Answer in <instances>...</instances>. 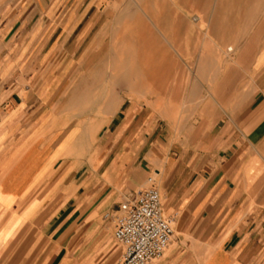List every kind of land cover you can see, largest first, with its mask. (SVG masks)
Masks as SVG:
<instances>
[{
	"label": "crops",
	"instance_id": "0c3cea01",
	"mask_svg": "<svg viewBox=\"0 0 264 264\" xmlns=\"http://www.w3.org/2000/svg\"><path fill=\"white\" fill-rule=\"evenodd\" d=\"M137 71L154 94L133 90ZM115 72L103 109L86 101ZM67 101L92 107L80 162L66 159L78 128H55ZM65 140L0 205V264H115L116 223L100 218L150 176L176 234L156 264H264V0H0V185ZM55 218L53 243L42 227L30 247L28 224Z\"/></svg>",
	"mask_w": 264,
	"mask_h": 264
},
{
	"label": "rangeland",
	"instance_id": "374dc122",
	"mask_svg": "<svg viewBox=\"0 0 264 264\" xmlns=\"http://www.w3.org/2000/svg\"><path fill=\"white\" fill-rule=\"evenodd\" d=\"M69 45H71V44H69ZM132 57H133V55H131V58ZM99 61H103L102 62V64H103L105 62L104 57L102 59L100 58ZM152 73L153 72H148V71H137L135 73H131L132 79H135V81L137 82V80L140 77L142 82H143V85H144L142 87L138 86L136 89H133V90H136L138 92L142 91L144 93H146V92L150 93L151 92L152 94H154L155 85H153V80L151 82L148 81V77H149V75H152ZM121 74H122V72H120V73L115 72V73H109V74L103 73L102 75L100 74L99 77H100V81L102 82L101 88L98 90H95V91H91V89H89L86 92V95H87L86 101H89V102L95 101L97 103H100V108L103 109L104 99L111 92V90L109 89V86H108L109 81L111 79H113V80L119 79ZM72 76H73V73L67 77L66 81H69ZM11 79L12 78L4 79L3 83L7 85L8 83H10ZM89 81H90V79H88V82ZM59 94H60V92L58 91L54 98H57L59 96ZM70 98L71 97H69V100H70ZM66 104H67V106L64 109H58L56 114H54V121L56 123L55 128H61L63 124L67 123V125H66L67 128L63 132V135L67 134V132L69 130H71V128H76V129L78 128V134L76 135L77 139H75L73 141V143L71 145L70 155L67 156L66 159L71 161V162L72 161L73 162H80L81 160L83 161V160L88 159L90 157L89 150L92 146V141L94 139V137L89 136L90 133H92L94 131V129L92 128L91 122H86L84 124V126H85L84 130L81 129V125L83 124V121H84L83 117L84 116L88 117L87 115L92 116V112L91 113L89 112V109L92 107L89 106V104L88 105L84 104L83 107L81 105L77 106V104H72V102L70 103V101H67ZM98 109H99V107H98ZM99 116L101 118H104V115L102 113L101 114L99 113ZM51 128H52V125H50L48 127V129H46L47 131L44 130V132H43L44 138L50 135L49 133L51 132L50 131ZM74 134H76V133L73 130L71 132V134H69L68 136L72 137ZM71 141L65 140L63 142V144L60 146V148L55 150L53 156L50 158H47V156L42 154V152H40L39 154L31 153L30 154L31 158L28 160L29 165L27 167H25V169L22 171V174L18 177V179H16L14 182L11 181L9 183L8 180H9L10 176L12 175V174H10L6 178V181L2 185H0V205H3L5 207L10 206L11 202L18 196L19 193H21L20 192L21 190L19 191V189H18L21 185V182H24L25 187H27V186L29 187L31 184L28 185L27 182H29L33 176H35L34 182L37 183V181L40 178H43L45 175H47L48 174L47 170L50 169V167H52L53 163L56 161L57 158H59L60 156H66L69 154V150H68L65 153V155H60V153L63 151V145L68 146L69 143H71ZM36 170H38V172H39L38 174H35ZM150 177L152 179H155V176H150ZM34 182H31L32 185H34L33 184ZM150 186H151V183L147 182V187H145V188H149ZM25 194L26 193H24V195ZM59 195H60V192H59ZM118 201H120V200H118ZM61 207H63L62 203L57 204V208L53 211L54 212L53 214H55L57 209H60ZM30 209H31V207L29 206L27 208V212H29ZM59 215H61V214H59ZM116 216H117V213H115L114 210H110L108 213V217L103 216L100 218V221H101L100 223H102V225H104V226H108V224L111 223L112 229H113L114 223H116V220H114L116 218ZM61 219L62 218L59 217V221ZM55 221H56V218L53 221H49L50 222L49 225H46L48 220H44L43 221L44 223L41 225H37L35 223L34 224H28V229L30 230L28 232L29 235L27 237L29 246L31 247V246H34L37 244L38 239H36L35 234L37 231H39V234H40L42 227H44V234L47 233V235H45V243L46 244L47 243L52 244L53 240L48 235L51 232L52 226L55 223ZM68 234H69V232L65 233L64 235H62L60 237L62 242L65 238L68 237ZM175 237H176V234H175ZM175 237H174V239H175ZM83 241H85V240L84 239L80 240V242H83ZM115 241H116V239H115ZM17 242H20V240L18 239L16 241H14L12 245L19 247L20 243L17 245ZM116 243L118 244L117 241H116ZM171 245L165 251L166 255H168L169 251L171 250V247H172ZM37 256H38V254H35V257H37ZM12 257L16 258V255H13ZM42 257H43V254H42ZM158 262H159V260H156V261H153L152 264H156Z\"/></svg>",
	"mask_w": 264,
	"mask_h": 264
},
{
	"label": "built area",
	"instance_id": "2783aa9c",
	"mask_svg": "<svg viewBox=\"0 0 264 264\" xmlns=\"http://www.w3.org/2000/svg\"><path fill=\"white\" fill-rule=\"evenodd\" d=\"M149 182V188L140 189L119 206L114 237L122 255L115 264H151L173 240L174 221L163 214L159 190L152 179Z\"/></svg>",
	"mask_w": 264,
	"mask_h": 264
},
{
	"label": "bare ground",
	"instance_id": "6f19581e",
	"mask_svg": "<svg viewBox=\"0 0 264 264\" xmlns=\"http://www.w3.org/2000/svg\"><path fill=\"white\" fill-rule=\"evenodd\" d=\"M82 139V138H81ZM174 237H175V235H174ZM174 237H173V240H174ZM171 245V244H170ZM170 247V246H169ZM152 264V263H151Z\"/></svg>",
	"mask_w": 264,
	"mask_h": 264
}]
</instances>
